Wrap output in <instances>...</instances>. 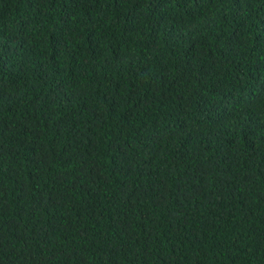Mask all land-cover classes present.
Returning a JSON list of instances; mask_svg holds the SVG:
<instances>
[{"label": "trees", "instance_id": "1", "mask_svg": "<svg viewBox=\"0 0 264 264\" xmlns=\"http://www.w3.org/2000/svg\"><path fill=\"white\" fill-rule=\"evenodd\" d=\"M0 264H264V0H0Z\"/></svg>", "mask_w": 264, "mask_h": 264}]
</instances>
